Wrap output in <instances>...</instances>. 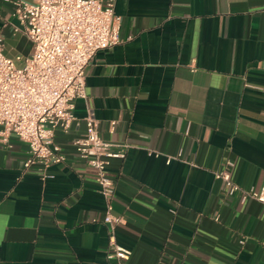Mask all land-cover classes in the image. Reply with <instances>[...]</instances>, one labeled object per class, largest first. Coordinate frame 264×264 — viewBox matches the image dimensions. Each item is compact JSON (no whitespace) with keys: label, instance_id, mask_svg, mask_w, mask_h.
Wrapping results in <instances>:
<instances>
[{"label":"crops","instance_id":"0c3cea01","mask_svg":"<svg viewBox=\"0 0 264 264\" xmlns=\"http://www.w3.org/2000/svg\"><path fill=\"white\" fill-rule=\"evenodd\" d=\"M114 1L121 42L87 65V97L56 131L66 160L25 168L28 144L0 142V264H115L75 145L90 110L105 140L128 145L107 166L125 264H264V204L215 175L264 183V0ZM14 12L0 0L5 53L22 66L34 44Z\"/></svg>","mask_w":264,"mask_h":264},{"label":"built area","instance_id":"2783aa9c","mask_svg":"<svg viewBox=\"0 0 264 264\" xmlns=\"http://www.w3.org/2000/svg\"><path fill=\"white\" fill-rule=\"evenodd\" d=\"M14 4V14L34 49L19 66L5 53V39L0 36V142L8 143L11 135H17L29 147L25 168L46 169L66 160L55 141L56 131L71 127L77 99L87 97V65L100 50L121 42L120 20L114 0H14ZM86 121L87 133L76 139V150L94 169L105 199L111 246L107 255L115 264H125L132 251L116 240L121 216L114 213L115 181L107 166L111 158H124L128 145L105 140L93 110ZM173 158L169 156L167 162ZM215 175L226 182L230 194L240 192L243 200L253 198L264 204V183L257 191L243 188L228 169Z\"/></svg>","mask_w":264,"mask_h":264}]
</instances>
